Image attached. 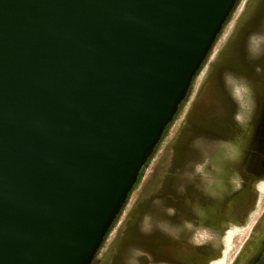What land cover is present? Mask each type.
Segmentation results:
<instances>
[{
	"label": "water",
	"instance_id": "water-1",
	"mask_svg": "<svg viewBox=\"0 0 264 264\" xmlns=\"http://www.w3.org/2000/svg\"><path fill=\"white\" fill-rule=\"evenodd\" d=\"M236 2L0 0V264H91Z\"/></svg>",
	"mask_w": 264,
	"mask_h": 264
},
{
	"label": "rangeland",
	"instance_id": "rangeland-1",
	"mask_svg": "<svg viewBox=\"0 0 264 264\" xmlns=\"http://www.w3.org/2000/svg\"><path fill=\"white\" fill-rule=\"evenodd\" d=\"M256 136L263 138L260 166L264 0H237L95 261L111 248L104 264H167L152 252V243L167 236L219 247L208 264H263L264 173L243 222L222 233L208 226L216 204L240 190L241 165L249 147L255 153Z\"/></svg>",
	"mask_w": 264,
	"mask_h": 264
},
{
	"label": "trees",
	"instance_id": "trees-1",
	"mask_svg": "<svg viewBox=\"0 0 264 264\" xmlns=\"http://www.w3.org/2000/svg\"><path fill=\"white\" fill-rule=\"evenodd\" d=\"M166 129L162 137L164 136ZM255 139L257 138L255 137L252 141H256ZM260 144L261 143H259V141H256L255 145L257 148L255 149V153H253L252 150L250 151L249 147V152L247 154L248 157L246 156L244 162L241 165L240 171L242 174V186L240 190L220 200L216 204L215 210L210 214L213 219V224H208V226L212 229L217 230L219 233L224 232L227 229L229 223L243 222L255 203L256 192L254 184L260 178V170H262L260 167L261 163L260 166H256L255 164L256 157L260 152ZM251 153H253V155H251ZM148 161L140 170L137 182L140 179L142 171ZM251 192H254L255 196L252 201L250 196ZM120 214L118 215V217L120 216ZM118 217L116 221L118 220ZM116 221L114 222L111 229L116 224ZM106 237L104 239V242L106 240ZM155 242L158 243H152L153 254L156 256V258L169 264H208L211 260L219 256L220 254L219 247H214L210 243L191 246L188 245L185 241L176 240L167 236H161V238H159ZM114 243H116V238L113 244ZM110 249L111 248L105 250L102 256L97 261H93L92 264H104V262L110 257ZM185 250L187 252H185Z\"/></svg>",
	"mask_w": 264,
	"mask_h": 264
},
{
	"label": "flooded vegetation",
	"instance_id": "flooded-vegetation-1",
	"mask_svg": "<svg viewBox=\"0 0 264 264\" xmlns=\"http://www.w3.org/2000/svg\"><path fill=\"white\" fill-rule=\"evenodd\" d=\"M256 138H257V139H255L256 141H259V142H262V143H263V138H262V137H258V136H256ZM253 140H254V139H253ZM260 167H261V169H262V170H260V174H262V173H264V160L261 162V166H260ZM131 192H132V191H131ZM130 194H131V193H130ZM121 212H122V210H121ZM121 212H120V213H121ZM120 213H119V214H120ZM263 216H264V213L262 214V217H263ZM117 217H118V216H117ZM116 219H117V218H116ZM115 221H116V220H115ZM115 221H114V222H115ZM113 224H114V223H113ZM112 226H113V225H112ZM112 226H111V227H112ZM110 229H111V228H110ZM110 229H109V230H110ZM112 229H113V228H112ZM112 229H111V230H112ZM111 230H110V231H111ZM110 231H108L107 235L109 234ZM103 242H104V241H103ZM102 245H103V244H102ZM101 247H102V246H101ZM100 249H101V248H100ZM100 249H99V251H98L96 257L98 256L99 253H101V252H100ZM96 257L94 258L93 261H95ZM93 261L91 262V264L93 263ZM167 264H169V263H167Z\"/></svg>",
	"mask_w": 264,
	"mask_h": 264
}]
</instances>
